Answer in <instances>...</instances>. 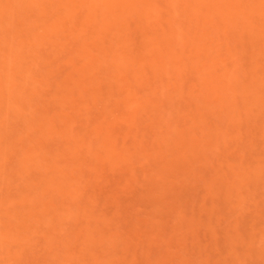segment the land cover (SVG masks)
I'll return each mask as SVG.
<instances>
[{"label": "rangeland", "instance_id": "374dc122", "mask_svg": "<svg viewBox=\"0 0 264 264\" xmlns=\"http://www.w3.org/2000/svg\"><path fill=\"white\" fill-rule=\"evenodd\" d=\"M0 264H264V0H0Z\"/></svg>", "mask_w": 264, "mask_h": 264}]
</instances>
